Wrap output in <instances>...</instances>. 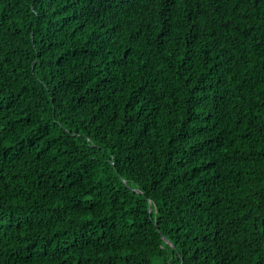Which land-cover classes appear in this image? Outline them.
Listing matches in <instances>:
<instances>
[{"label": "trees", "instance_id": "1", "mask_svg": "<svg viewBox=\"0 0 264 264\" xmlns=\"http://www.w3.org/2000/svg\"><path fill=\"white\" fill-rule=\"evenodd\" d=\"M0 264H264V0H0Z\"/></svg>", "mask_w": 264, "mask_h": 264}]
</instances>
